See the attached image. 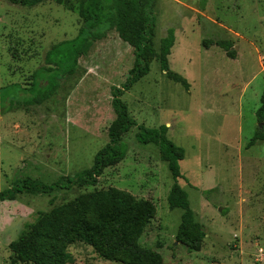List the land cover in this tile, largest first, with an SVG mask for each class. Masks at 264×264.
<instances>
[{
  "label": "rangeland",
  "instance_id": "rangeland-1",
  "mask_svg": "<svg viewBox=\"0 0 264 264\" xmlns=\"http://www.w3.org/2000/svg\"><path fill=\"white\" fill-rule=\"evenodd\" d=\"M154 15L156 50L173 30L169 69L188 90L154 61L122 98L137 124L122 139L128 154L97 186L0 203V264H32L18 262L10 244L43 215L77 209L81 220L97 224L98 215L80 199L109 190L154 204L156 216L139 243L164 264H264V141L249 146L264 131L257 116L264 92V0H155ZM83 25L77 0L33 8L0 0V99L16 104L0 118V192L27 180L65 182L90 169L110 142L112 89L126 82L135 62L133 48L114 30L92 43L52 98L25 104L32 94L25 90L47 67V53L77 38ZM220 41L233 45L234 59L216 45ZM140 126H166L168 138L185 150L178 184L206 234L198 252L176 239L183 211L169 207L174 180L159 148L137 141ZM67 252L69 264H143L123 255L101 257L83 242Z\"/></svg>",
  "mask_w": 264,
  "mask_h": 264
},
{
  "label": "trees",
  "instance_id": "trees-1",
  "mask_svg": "<svg viewBox=\"0 0 264 264\" xmlns=\"http://www.w3.org/2000/svg\"><path fill=\"white\" fill-rule=\"evenodd\" d=\"M8 1L16 6L33 8L50 1L62 5L69 0ZM77 1L78 13L84 23L79 35L73 40L54 45L47 53V67L33 74L32 86L25 90L32 94L28 95L25 104H42L52 98L60 86V81L75 75L79 60L89 53L92 43L102 39L105 31L114 30L123 42L133 48L135 62L126 82L121 87L112 89L116 120L109 129L110 142L97 153L90 169L68 178L65 182L52 185L27 180L22 185H15L0 192V203L14 201L22 194H49L56 190H69L74 186H97L104 171L124 161L128 154V146L122 139L137 124L131 118L128 106L122 98L150 73L154 61L160 62L161 70L167 72L170 79L187 90L189 88L182 76L169 69L168 57L176 39L173 30L161 40L160 53L156 50L155 0ZM212 45L215 43L205 42L206 47ZM216 45L225 50L230 58H235L230 42L220 41ZM2 91L3 89H0V93ZM12 102L10 100L7 104L0 99V118L3 114L11 112L16 105ZM257 116L258 120L264 123V92ZM167 133L166 126L158 129L140 126L136 139L140 144H153L159 148L160 158L167 163L174 180L168 196L169 207L171 210L183 211L176 239L189 252H198L206 234L190 208L188 193L178 184L182 177L180 163L185 158V150L170 140ZM258 141H264V131L257 133L249 146H255ZM80 200L86 201V208L98 215L97 224L81 220L77 209H70L68 213L60 215L57 213L60 211L43 215L35 224L29 226L30 229L23 232L17 241L10 244L16 260L32 264H69L72 258L67 249L77 242H83L104 258L123 255L133 263L164 264L159 253L143 248L139 243L145 228L156 216V207L152 202L136 201L116 190L95 192Z\"/></svg>",
  "mask_w": 264,
  "mask_h": 264
},
{
  "label": "water",
  "instance_id": "water-1",
  "mask_svg": "<svg viewBox=\"0 0 264 264\" xmlns=\"http://www.w3.org/2000/svg\"><path fill=\"white\" fill-rule=\"evenodd\" d=\"M260 127H261V128H264V123H261V124H260ZM220 211H221V210H220Z\"/></svg>",
  "mask_w": 264,
  "mask_h": 264
}]
</instances>
